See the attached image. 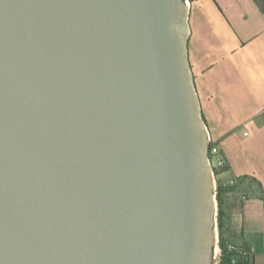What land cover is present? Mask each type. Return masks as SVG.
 Instances as JSON below:
<instances>
[{"label":"water","instance_id":"1","mask_svg":"<svg viewBox=\"0 0 264 264\" xmlns=\"http://www.w3.org/2000/svg\"><path fill=\"white\" fill-rule=\"evenodd\" d=\"M189 0H0V264H216Z\"/></svg>","mask_w":264,"mask_h":264},{"label":"crops","instance_id":"2","mask_svg":"<svg viewBox=\"0 0 264 264\" xmlns=\"http://www.w3.org/2000/svg\"><path fill=\"white\" fill-rule=\"evenodd\" d=\"M189 60L202 114L225 168L264 187V0H189ZM246 198L245 200L243 198ZM233 228L264 264V200L250 185L231 194Z\"/></svg>","mask_w":264,"mask_h":264},{"label":"trees","instance_id":"3","mask_svg":"<svg viewBox=\"0 0 264 264\" xmlns=\"http://www.w3.org/2000/svg\"><path fill=\"white\" fill-rule=\"evenodd\" d=\"M216 145V144H214ZM217 146V145H216ZM213 144H211V148ZM220 155V154H219ZM225 168V166L223 167ZM218 172H216V175ZM218 190V227L220 256L218 264H248L251 246L247 240L233 228V203L231 194L243 185H250L255 195L264 200V187L255 177L243 176L233 184H224L217 178ZM235 261V263H234Z\"/></svg>","mask_w":264,"mask_h":264},{"label":"built area","instance_id":"4","mask_svg":"<svg viewBox=\"0 0 264 264\" xmlns=\"http://www.w3.org/2000/svg\"><path fill=\"white\" fill-rule=\"evenodd\" d=\"M209 142H210V156H211V164L215 172H217V168L221 169L226 165L225 160L220 157V150L218 146L214 145V142L209 135ZM211 144H213V147L211 148ZM235 183V181H232L231 184ZM244 200L246 199L245 197L243 198ZM235 263V261H234Z\"/></svg>","mask_w":264,"mask_h":264},{"label":"rangeland","instance_id":"5","mask_svg":"<svg viewBox=\"0 0 264 264\" xmlns=\"http://www.w3.org/2000/svg\"><path fill=\"white\" fill-rule=\"evenodd\" d=\"M217 177L220 179L222 177V175L224 174L223 172H220V170L217 168ZM218 255H217V258H216V264H218V261H219V256H220V249L218 248Z\"/></svg>","mask_w":264,"mask_h":264},{"label":"bare ground","instance_id":"6","mask_svg":"<svg viewBox=\"0 0 264 264\" xmlns=\"http://www.w3.org/2000/svg\"><path fill=\"white\" fill-rule=\"evenodd\" d=\"M217 255H218V250H217Z\"/></svg>","mask_w":264,"mask_h":264}]
</instances>
